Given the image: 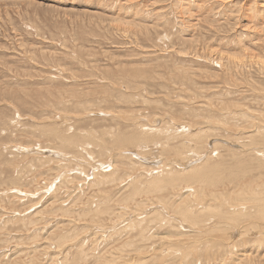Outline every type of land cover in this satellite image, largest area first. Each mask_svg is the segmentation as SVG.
<instances>
[{"label": "rangeland", "instance_id": "374dc122", "mask_svg": "<svg viewBox=\"0 0 264 264\" xmlns=\"http://www.w3.org/2000/svg\"><path fill=\"white\" fill-rule=\"evenodd\" d=\"M263 199L264 0H0V264H264Z\"/></svg>", "mask_w": 264, "mask_h": 264}, {"label": "bare ground", "instance_id": "6f19581e", "mask_svg": "<svg viewBox=\"0 0 264 264\" xmlns=\"http://www.w3.org/2000/svg\"><path fill=\"white\" fill-rule=\"evenodd\" d=\"M141 127V126H140ZM50 132V131H49ZM164 134V133H163ZM57 136V135H56ZM170 136V135H169ZM62 137V136H61ZM171 137V136H170ZM185 137V136H184ZM58 139V138H57ZM138 139V138H137ZM168 139V138H167ZM131 140V139H130ZM169 140V139H168ZM167 140V141H168ZM121 141V140H120ZM188 141V140H187ZM68 142V141H67ZM128 141H126V140H124V141H121V142H119V146L120 147H124V145H126V143H127ZM130 142H135V140H133L132 139V141H130ZM187 143V142H186ZM128 145V144H127ZM185 146H188V145H185ZM216 146H218L217 144H216ZM183 147H184V145H183ZM72 148H74V147H72ZM72 148H70V149H72ZM188 148H189V146H188ZM190 148H191V145H190ZM75 149V148H74ZM169 149V148H168ZM192 149V148H191ZM67 150V149H66ZM75 151V150H74ZM74 151L72 150V152L74 153ZM58 156H59V154H58ZM208 160H210V161H212V159H208ZM207 160V161H208ZM242 160V159H241ZM244 160V159H243ZM172 161V160H171ZM237 161H240V159L239 160H237ZM152 162V161H151ZM155 161H153L152 163H154ZM212 162H215V161H212ZM239 163V162H238ZM200 164V163H199ZM205 164H206V162H205ZM211 165H212V163H210ZM215 164V163H214ZM150 165V164H149ZM103 166V165H102ZM185 166V165H184ZM206 166H208V163L206 164ZM238 166V165H237ZM160 168V167H159ZM212 168V170H215V171H218V169L216 168V167H211ZM192 169V168H191ZM195 169V168H194ZM204 169V168H203ZM208 169V168H207ZM209 169H210V166H209ZM209 169H208V171H209ZM211 170V169H210ZM187 174H189V173H187ZM233 175V174H232ZM238 175V174H237ZM227 177H229L230 179H231V175H229V176H227ZM226 177V178H227ZM193 178H195L196 180H200V179H202V175H200V174H198V175H195ZM193 178H192V180H193ZM216 180H214L212 177H208V183H206L208 186H210V187H213L214 188V186L215 185H218V184H221L222 182H223V180L225 179V177H222V176H220V175H218L217 176V178H215ZM202 183V182H201ZM226 184V183H225ZM200 186V185H199ZM47 187V186H46ZM188 187V186H187ZM195 187H197V186H195ZM205 187V186H204ZM231 187V186H230ZM218 188V187H217ZM188 189V188H187ZM190 189V188H189ZM38 191V190H37ZM186 192H188V191H186ZM206 192V191H205ZM205 192H204V189L201 187V188H199V189H197L195 192H193L189 197L190 198H192L190 201L189 200H187V196H184L183 198H181L180 200H181V203H179V207H178V214L181 216V218L183 219V221H187V222H191V223H193V225H196L197 227H199V228H197V230H200V229H202L203 230V228H206L205 227V225L206 224H208L209 223V221L211 220V218H206V219H204L203 221H202V223L204 224V227H202L201 226V224L200 223H198L199 222V218H200V216H198V218H195V216L193 215V212H195V210H194V208H196V207H198V206H200L201 204L200 203H202L201 201H202V195L203 196H205L204 194H205ZM209 193V192H208ZM221 194V193H220ZM219 197V196H218ZM216 199H218V198H216ZM258 199V198H257ZM170 200L171 199H166L165 200V203H166V205L168 206V204H169V202H170ZM221 200V199H220ZM261 200V199H260ZM227 202V201H226ZM221 203V202H220ZM228 203V202H227ZM230 203H232V202H230ZM263 203H264V199H263ZM224 204V203H223ZM249 204V203H248ZM262 204V203H261ZM221 205V204H220ZM257 205V204H256ZM178 206V205H177ZM177 206H175V207H177ZM196 206V207H195ZM222 206V205H221ZM220 206V207H221ZM253 206V205H252ZM255 206V205H254ZM204 207V206H203ZM225 207H226V205H225ZM236 208V207H235ZM241 208V207H240ZM258 208H259V206H258ZM221 209V208H220ZM224 209V208H223ZM222 209V210H223ZM239 210V209H238ZM257 210H259L260 212H262L263 213V215H264V204L262 205V206H260V208L259 209H257ZM163 211V210H162ZM164 212H165V210H164ZM104 213V212H103ZM144 213V212H143ZM168 213V212H167ZM166 214V213H165ZM249 214V213H248ZM145 215V214H144ZM167 215V214H166ZM169 215H170V213H169ZM172 215V214H171ZM170 215V216H171ZM247 215V214H246ZM262 215V216H263ZM157 216V213L156 214H153V218H155ZM160 216H162V213L160 214ZM179 216V217H180ZM185 216H187V217H185ZM238 216V215H237ZM236 216V217H237ZM167 217H168V215H167ZM186 219H185V218ZM160 218H162V217H160ZM172 218V217H171ZM225 218V217H224ZM232 218V217H231ZM252 218V217H251ZM264 218V217H263ZM262 218V219H263ZM169 218H167V220L165 221V219L163 220V221H165V222H162L163 224H171L170 223V219L168 220ZM240 219V218H239ZM253 219V218H252ZM258 219V218H257ZM159 220V219H158ZM231 220V219H230ZM234 220V218L230 221V222H232ZM237 220V219H236ZM256 220V219H255ZM259 220V219H258ZM152 221V220H151ZM173 221H174V219H173ZM220 221V220H219ZM247 221V220H246ZM245 221V222H246ZM250 221V220H249ZM263 221H264V219H263ZM152 222H154V221H152ZM151 222V223H152ZM186 222V223H187ZM261 222V221H260ZM131 223V222H130ZM185 223V222H184ZM233 223H234V221H233ZM236 223V222H235ZM244 223V222H243ZM248 223V222H247ZM133 224H135V223H132L131 225H133ZM225 224V223H224ZM230 224V223H229ZM251 224H253V223H251ZM141 225V224H140ZM226 225V224H225ZM225 225H223L222 223H217V225L215 224V225H213V227H211V229H210V231H208V232H211V231H213V230H215V229H219V227L221 226V227H223V226H225ZM246 225V224H245ZM142 226V225H141ZM140 226V227H141ZM231 226H232V224H231ZM231 226H230V229H232L231 228ZM147 228V227H146ZM145 228V229H146ZM192 228V227H191ZM207 228H209V227H207ZM233 228H235V230H237V232H238V234H247V233H250L251 231H252V229H250V225H246V226H242V227H240L239 226V228L237 227V225L235 224V226H233ZM161 229V228H160ZM189 229V228H188ZM195 229V228H194ZM196 230V229H195ZM206 230V229H205ZM145 232V231H144ZM193 232V231H192ZM204 232H207V231H204ZM235 234V233H234ZM252 234V233H251ZM262 234V233H261ZM241 236V235H240ZM248 237V236H247ZM142 238V237H141ZM213 238V237H212ZM215 238V237H214ZM217 238V237H216ZM222 239V238H221ZM212 240H214V239H212ZM223 240V239H222ZM222 240H219V241H222ZM195 242V241H194ZM210 242H212V241H210ZM196 243V242H195ZM246 243V242H245ZM181 244V243H180ZM214 244V243H213ZM164 249V248H163ZM220 251V250H219ZM263 251V250H262ZM264 252V251H263ZM242 254V253H241ZM262 254V253H261ZM222 257H224V256H222ZM205 258V257H204ZM263 258V257H262ZM262 260V259H261ZM225 261V260H224ZM239 261V260H238ZM264 263V262H263ZM220 264V263H219Z\"/></svg>", "mask_w": 264, "mask_h": 264}]
</instances>
